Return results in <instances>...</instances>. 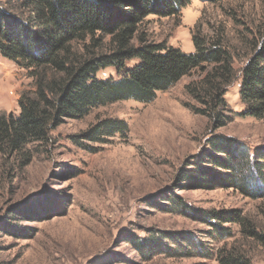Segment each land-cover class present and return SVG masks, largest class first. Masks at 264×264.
<instances>
[{"label":"rangeland","instance_id":"obj_1","mask_svg":"<svg viewBox=\"0 0 264 264\" xmlns=\"http://www.w3.org/2000/svg\"><path fill=\"white\" fill-rule=\"evenodd\" d=\"M15 3L0 0V7ZM198 32L222 37L233 58L237 79L225 93V125L190 110L196 104L185 88L203 77L198 68L150 103L92 108L82 119L63 120L44 144L0 155V264H264V196L222 186L232 173L209 156L210 139L221 136L264 165V117L247 115L240 96L242 69L264 38V0H192L178 15H150L138 27L146 43L186 54ZM96 38L93 52L106 53L109 37ZM89 43L71 49L85 54ZM96 76L118 77L111 68ZM34 90L28 71L0 55V115L17 117L21 94ZM104 119L123 120L128 133L83 138ZM198 165L220 178L210 187L188 180ZM226 213L240 221L220 219Z\"/></svg>","mask_w":264,"mask_h":264},{"label":"trees","instance_id":"obj_2","mask_svg":"<svg viewBox=\"0 0 264 264\" xmlns=\"http://www.w3.org/2000/svg\"><path fill=\"white\" fill-rule=\"evenodd\" d=\"M191 1L16 0L12 8L0 7V55L27 70L35 87L33 93L21 94L17 117L0 115V155L23 154L30 146L44 144L63 120L82 119L92 108L123 100L150 103L158 92L168 90L198 68L204 69L203 77L185 88L196 104L190 110L210 118L216 128L224 126L230 118L225 93L237 74L223 38L208 39L198 32L192 36L194 52L186 54L179 48L146 43L138 35V27L147 16H176ZM13 10L21 14L15 15ZM96 36L109 37L106 53L93 52L100 42ZM86 39L90 43L85 54L72 51V43ZM262 39L240 76L245 113L254 118L264 117ZM129 62L134 64L129 66ZM107 68L118 77L97 78V73ZM128 130L123 120L104 119L90 127L83 138L99 141L117 134L125 136ZM210 140L215 153L209 154L212 162L232 173L222 177V186L231 185L249 196H264V172L257 167L258 159L251 162L243 145L226 137ZM260 153L264 156V150ZM219 154L230 160L219 163ZM258 166L264 169V165ZM197 167L188 171L193 175L186 178L201 187H210L214 178H220ZM226 214L220 219L240 221ZM218 230L220 233L222 228Z\"/></svg>","mask_w":264,"mask_h":264}]
</instances>
